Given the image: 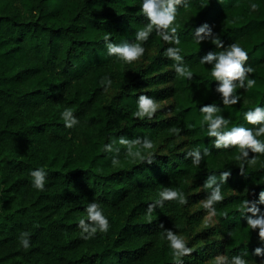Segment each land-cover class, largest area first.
<instances>
[{"label":"trees","instance_id":"obj_1","mask_svg":"<svg viewBox=\"0 0 264 264\" xmlns=\"http://www.w3.org/2000/svg\"><path fill=\"white\" fill-rule=\"evenodd\" d=\"M255 2L256 10L250 0H210L204 7L202 0H188L180 6L178 46L194 72L189 79L166 54L173 42L155 30L142 42L140 59L129 63L108 54L109 32L110 42H132L147 23L140 0H0V264H175L161 224L183 232L195 248L183 264H212L216 253L230 256L246 245L251 264L264 259L254 252L264 241L247 224L251 213L239 207L245 197L259 201L264 191V153L249 151L258 158L242 171L238 146L216 148L200 111L215 102L231 117L229 127H255L244 117L264 104V0ZM205 22L225 47L236 41L247 48L246 63L255 68L248 76L256 84L238 87L241 100L234 105L223 104L211 65L199 63L219 50L210 40L193 39L194 28ZM106 76L112 79L107 91L101 83ZM142 92L163 102L152 119L135 116ZM65 107L79 118L71 128L61 115ZM146 135L154 141L155 159L141 163L119 137ZM110 140L119 153L104 149ZM196 145L212 149L200 165L185 155ZM133 150L147 151L138 144ZM41 166L48 170L43 190L33 187L31 177ZM225 168L232 172L225 198L216 203L215 223L195 231L206 209L189 207L206 197L202 185L209 173ZM165 186L187 193L188 203L165 201L149 219L147 205ZM94 199L111 227L84 239L79 220Z\"/></svg>","mask_w":264,"mask_h":264},{"label":"clouds","instance_id":"obj_2","mask_svg":"<svg viewBox=\"0 0 264 264\" xmlns=\"http://www.w3.org/2000/svg\"><path fill=\"white\" fill-rule=\"evenodd\" d=\"M210 0H202V6H206ZM180 6L187 7L188 0H140V8L148 18L144 26L138 28L135 32V40H128L114 43L110 42L111 33L105 36V41L108 43V54L115 55L126 62H133L143 57L146 49L143 41H146L153 30L159 32L162 39L166 42H173L172 46L166 48L167 56L174 59L175 71L182 77L189 79L193 78L194 72L191 66L185 62V56L182 49L178 46L181 42V36L178 31L177 15ZM259 5L255 0H250V8L256 10ZM193 39L197 42L204 40L212 41L217 49L209 51L207 54L199 58V63L211 65V75L214 80L219 81L216 85V91L221 94L224 105H234L241 100L240 93L237 88H251L256 84L254 77L248 76V73L255 71L251 64H247L249 59L248 49L241 43L233 41L226 47L220 34L214 32L212 25L205 22L194 28L192 33ZM245 81L247 83L245 84ZM105 85L104 90L112 84L110 76H106L101 80ZM137 107L135 116L138 118L152 119L157 114V111L163 107L161 102L152 95L141 93L137 98ZM200 111L204 113L203 119L207 121L208 135L215 137L214 145L216 148H229L230 146H238L236 159L240 162L241 170L245 171V166L254 164L257 156H249V151L254 153H264V104H258L254 108H249L245 113V119L255 127H249L245 124H236L229 127L231 117H225L221 114V107L218 103L203 104ZM65 125L69 128L79 123V118L74 115V111L70 107H65L61 113ZM172 131L180 134V127H173ZM116 141L110 140L104 144L106 151L120 152V148H114ZM119 143L127 145V152L140 162H151L155 159V153L151 150L154 147V141L149 136L136 137L129 139L126 136L119 137ZM140 145L141 150H133V145ZM203 149V152L201 151ZM212 149L208 146L196 145L186 151L185 155L191 157L194 165H200L203 159L211 153ZM113 163L119 162V156H113ZM231 168L217 172H211L207 176L202 187L207 189V195L202 200L203 207L208 210L204 219V224H214L213 217L216 214V203L225 198L223 186L227 184L228 178L231 175ZM33 187L43 190L48 178V170L41 166L33 168L31 171ZM178 200L180 204L186 205L189 200V195L178 188L165 186L159 192V197L147 205V215L151 219L152 214L156 212L157 207H162L165 201ZM264 204V191L259 194V201H250L246 197L240 203V211L247 215V224L251 229H258L259 237L264 241V209L259 205ZM86 218L79 220L81 228V236L84 239H89L97 234V232L107 233L111 227L108 215L105 214L104 207L101 201L93 200L86 207ZM163 229L164 239L168 242L172 249V256L175 264H183V258L189 256L195 248L190 245L189 238L180 231H175L173 228ZM25 237L21 244L25 249L30 248L29 240L27 239L28 232L24 231ZM255 255L264 257V246H257L254 250ZM250 252L247 245L238 253L228 255L218 253L212 260V264H251ZM252 258V255H251ZM253 259V258H252ZM256 264H264V259L256 261Z\"/></svg>","mask_w":264,"mask_h":264},{"label":"rangeland","instance_id":"obj_3","mask_svg":"<svg viewBox=\"0 0 264 264\" xmlns=\"http://www.w3.org/2000/svg\"><path fill=\"white\" fill-rule=\"evenodd\" d=\"M151 52V51H150ZM163 102H161V104H162ZM204 198H202V199H200L198 202H196V203H194V204H192L190 207H189V211L190 212H192V211H195L196 209H199V208H202V209H205L204 207H203V204H202V200H203ZM207 212H208V210L206 209V213L204 214V216H203V218H202V220H201V223L200 224H198V225H196V228H195V231L196 230H198V229H201V227H203V226H205V224H204V219H205V217H206V215H207ZM213 220L215 221V218L213 217ZM209 225H212V224H209ZM213 238H216V236H214ZM216 252V251H215ZM217 255V253L215 254V256ZM214 256V257H215ZM213 257V258H214ZM213 258H211L209 261L211 262L212 260H213Z\"/></svg>","mask_w":264,"mask_h":264}]
</instances>
